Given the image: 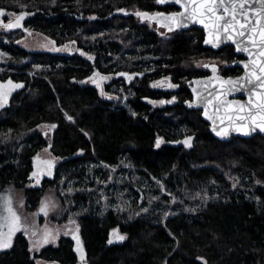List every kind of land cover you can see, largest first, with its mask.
<instances>
[{
    "label": "trees",
    "instance_id": "trees-1",
    "mask_svg": "<svg viewBox=\"0 0 264 264\" xmlns=\"http://www.w3.org/2000/svg\"><path fill=\"white\" fill-rule=\"evenodd\" d=\"M121 6L158 7L156 0H0L6 12L29 13L24 25L31 30L59 45L76 41L96 56L88 61L76 53L33 51L19 44L26 34L21 28H0V82L23 84L0 107V188L21 190L33 211L47 189L61 195L59 189L72 185L73 197L85 206L100 199L96 179L109 176L104 164L116 166L122 176L113 183L133 201L128 212L108 208L76 216L83 261L70 235L32 250L19 232L12 248L0 251V264H264V135L216 138L200 110L183 103L191 96L184 82L180 102L160 108L140 101L144 94L156 96L144 80L134 96L120 77L121 101H105L97 86L82 83L96 68L133 72V53L122 51L133 45L166 59L176 81L191 76L183 58L202 54L231 61L234 46L205 47L197 27L165 42L146 25L134 24L133 16L110 15ZM92 14L96 18L87 20ZM188 134L194 137L191 147L169 144ZM44 147L60 161L51 160L52 175L33 186ZM67 219L63 214L57 220Z\"/></svg>",
    "mask_w": 264,
    "mask_h": 264
},
{
    "label": "snow or ice",
    "instance_id": "snow-or-ice-1",
    "mask_svg": "<svg viewBox=\"0 0 264 264\" xmlns=\"http://www.w3.org/2000/svg\"><path fill=\"white\" fill-rule=\"evenodd\" d=\"M157 2L160 4L171 2L180 6L181 11L169 14H149L137 11L135 15L147 21H155L169 31L188 24L199 23L207 30L208 38L205 39V44H211L218 48L222 43L230 41L235 45L237 52L246 53L249 57L247 62H234L243 64L245 69L243 76L235 79L228 78L223 81L215 76L218 72L216 64H204V67L211 68L214 76L204 82L201 92H197L193 88V92L196 93V100L194 102L186 101V103L190 107L193 106V103L204 105V115L212 120L213 131L218 136L229 135L230 129L245 134H250L257 129L264 132V0H157ZM118 11L126 12L125 9H118ZM5 14L6 9L0 8V17ZM11 15L14 19L6 24L0 22V26L6 29L23 28L22 21L29 13L21 12L18 16ZM24 31H28V29L24 28ZM89 58L91 59V57ZM98 75V73H94V76ZM120 75L128 76L127 73H121ZM100 79H107V77H100ZM129 79H132V77L129 76ZM92 82L97 83L99 86L98 80L93 79ZM164 83L165 81L157 82L158 85ZM6 85L4 82H0V107L7 103V97L12 90L23 87V84L14 83L10 79L6 82ZM215 85H218L219 88L217 89ZM167 87L174 88L178 85L167 83ZM241 91L247 93L246 102L241 103L227 99L232 93ZM101 94L105 93L102 91ZM173 100H175V97H173ZM164 102L161 101V103ZM209 106H212L213 115L211 116L208 113ZM225 121H227L226 127L223 126ZM218 125L219 130H217ZM50 127L54 129L56 125ZM191 139V137H188L183 143L190 147ZM160 143L161 140L158 139L156 146L159 147ZM44 163L49 169L47 174L51 175L50 169L54 166L53 161H44ZM32 177L36 178L38 182L39 174L37 172L34 171ZM49 206V203L45 201L42 203L40 212L46 216ZM143 211H147V209H143ZM70 223L75 224V221ZM20 231L29 236L27 228L13 206L11 197H4L3 204L0 205V249L11 247L13 237ZM78 231L79 226L76 225L75 232L78 233ZM68 234H72L71 229L66 230L65 235ZM73 238L77 243L76 251L80 253V259L83 261L85 260V253L82 242L78 235H73ZM29 239L31 240V236H29ZM50 239L54 241L56 236L52 234V230L47 229L42 239L34 243L32 247L39 249L48 244ZM116 239L123 240L124 237L117 236ZM111 242L110 240L109 243Z\"/></svg>",
    "mask_w": 264,
    "mask_h": 264
},
{
    "label": "rangeland",
    "instance_id": "rangeland-1",
    "mask_svg": "<svg viewBox=\"0 0 264 264\" xmlns=\"http://www.w3.org/2000/svg\"><path fill=\"white\" fill-rule=\"evenodd\" d=\"M129 9H133V8L129 7ZM11 14L18 15V13H14V12H6V14L3 17H0V22L2 20L5 21L13 18ZM0 28L3 29L4 27L0 26ZM120 30L122 29H119L118 31L121 32ZM19 44L33 51H47L51 53L66 54V55L75 54L78 49V43L76 41H68L63 45H59L52 38L37 32L34 34H25L19 40ZM65 46L67 47L65 48ZM192 63H194L195 65L198 64L202 65L204 63V60L199 62H191V64ZM184 66H186L187 69H190L189 67H192L191 65L190 66L187 65V62ZM47 130L48 128L46 127L41 128V132L47 133L46 137H48L47 139L49 141L50 132ZM38 156L40 158L37 160H39V162L42 163H44V161H51V160L57 162L60 161L59 158L53 156L49 147H44L43 149H41L38 153ZM101 168L102 170L107 172L109 176L108 179L105 181H103L101 178L96 179V186H98V193L100 199L96 200L91 204H85V206H81L80 204H78L77 198L73 197V194L77 191V189L71 185L65 188L64 190L59 189L61 195H59L56 189L54 188L47 189L44 192L39 205L33 211H28L26 209L25 197L21 190H16L12 188H0V205L3 204L4 197L7 196L11 197L14 208L20 215L22 223L27 228L29 236H31V240L29 239V236H27V238L29 240L30 248L32 250H39L47 245L56 244L60 236L65 235V232L68 229L72 230V234H68V235H70L72 238L73 235H78L80 238L79 231L78 233L75 232L76 225H78V221L76 218L77 215L89 214L94 211L95 212L97 211L99 214H103L106 212L108 208H113L117 212H121V213L132 210L131 204L133 203V201L132 198L129 196V191H127L126 188H122L120 185L117 186L115 183H113L115 182L117 176H122V174L117 173L116 166L109 167L107 165L101 164ZM122 183L124 186H126L128 183V179H125ZM160 186L162 185H159L160 191L164 193L165 192L164 187H160ZM120 189H123V191L120 192ZM111 195L116 196L115 198L116 200L112 201V203H109V199ZM45 201H47L50 205L47 210L46 216L44 213L40 212L42 203H44ZM63 214H67L68 219L65 221L57 220L59 217L61 218ZM54 216H56L57 219H52ZM71 221H75V224L70 223ZM47 229L52 230V234L56 236V239L54 241L50 239L48 244L43 245L39 249L33 248L32 245L36 243L38 240L42 239ZM18 233L19 232H17L13 237L11 247L0 249V251L11 249L14 243V239ZM117 236L119 235L115 234L114 238L116 239ZM37 262L38 264H50L49 262L43 259H39Z\"/></svg>",
    "mask_w": 264,
    "mask_h": 264
},
{
    "label": "flooded vegetation",
    "instance_id": "flooded-vegetation-1",
    "mask_svg": "<svg viewBox=\"0 0 264 264\" xmlns=\"http://www.w3.org/2000/svg\"><path fill=\"white\" fill-rule=\"evenodd\" d=\"M156 4L158 7L154 10H148L143 7L134 6L133 9H129V7L121 6L113 10V12L110 13V15H118V16H133V23L136 25H146L151 30H154L158 33L160 39L167 42L171 40L175 35H178L183 30L173 31L170 32L164 27L159 26L155 21H147L142 19L141 17H138L135 15L137 11L139 12H146L149 14L159 12V13H170V12H176L179 11L181 8L175 4H160L156 0ZM118 9H125L126 12H120ZM19 15V14H18ZM17 15V16H18ZM91 17V18H90ZM90 17H87V20L95 19L96 14H92ZM13 18L9 20H2V23H8L9 21L13 20ZM80 20L84 19L82 17H79ZM28 20V16L22 21L23 28H21L24 31V28L28 29V31H25L26 34H34L35 31L31 30L29 27H26L24 24ZM128 27V26H126ZM195 28V27H193ZM199 28V27H197ZM16 29V28H15ZM149 29V30H150ZM192 30V28H190ZM201 29V28H200ZM188 30V29H187ZM203 31V38L202 43L204 42L205 33ZM191 33L192 31H188ZM171 35V36H170ZM136 42H134L135 44ZM233 46V45H232ZM210 48V47H207ZM223 48V47H222ZM235 48V47H234ZM124 52L129 51L130 54L133 53V72H110L106 73L105 71H101L100 68H96L92 70V72L82 80V83L91 85V86H97L100 90V98L105 101H121V88L117 87L120 85V77L124 79L127 86L133 87V95L135 96L137 91L136 87H138L139 83L143 80L146 81V86L149 90L156 91L155 97H152V95H143L140 97V101L146 103L147 105H150L154 108H160L164 107L166 105H173L180 102V97L177 95V92L181 90L182 85L184 83L186 84V88L189 89L190 94V85L191 80L199 77H206L210 76L212 74L211 68L204 67V64H216L218 66V72L222 74L225 77L228 76H237L240 75L243 72V69L239 66H234V62L236 61H243L246 59L245 55H238L236 52L235 58L231 61L228 60H222L220 58H214V57H202V54H194L192 55L191 59H182L181 64L184 62H187V65H191L192 67H189L191 69V76L190 78H187L185 80L184 77H181L178 79V81L175 80L173 69L174 66H171L166 59L163 58V61L160 59L159 56L155 55L152 49H144L141 46H134L133 49L131 48H122ZM212 50H215L213 48H210ZM221 49V48H220ZM219 50V49H218ZM236 50V49H235ZM121 52V51H119ZM96 53V51H95ZM76 54H81L85 56L84 58L88 61H94L96 60V56L94 53H91L89 50H84L82 47L78 46ZM86 54V55H85ZM91 57V59L89 58ZM204 60V63L202 65H195L194 63L191 64V62H199ZM228 68H233V70H228ZM116 69V68H115ZM235 69V70H234ZM94 73H98V76H94ZM121 73H127L128 76L120 75ZM129 76L132 77V79H129ZM100 77H107V79H100ZM91 78V79H90ZM184 78V79H183ZM98 80L99 86L97 83H93L92 80ZM165 81L163 85H158L157 82ZM184 82V83H183ZM119 83V84H118ZM167 83H171L173 85H178V87L170 88L167 87ZM156 85V86H154ZM108 86V89H107ZM103 93L105 94H101ZM168 93H172V96H168ZM133 96V97H134ZM111 97V98H110ZM173 97H175V100H173ZM193 96L191 94L190 98L184 100V104L187 106L186 101L192 100ZM161 101H165L164 103H161ZM189 109H197L198 108H190ZM201 116H202V110H200ZM192 135V134H188ZM186 136V135H185Z\"/></svg>",
    "mask_w": 264,
    "mask_h": 264
},
{
    "label": "water",
    "instance_id": "water-1",
    "mask_svg": "<svg viewBox=\"0 0 264 264\" xmlns=\"http://www.w3.org/2000/svg\"><path fill=\"white\" fill-rule=\"evenodd\" d=\"M164 4H173V3H171V2H166V3H164ZM177 6H178V5H177ZM179 7H180V6H179ZM179 11H181V9H180ZM179 11H176V12H179ZM155 13H159V12H155ZM155 13H152V14H155ZM161 13H162V12H161ZM170 13H172V12H170ZM165 14H169V13H165ZM25 18H26V17H25ZM156 23H157V22H156ZM157 24H158L159 26H161L159 23H157ZM161 27H162V26H161ZM193 27H199V28H201V29L204 30V33H205L204 41H205V39L208 38V37H207V30L205 29V27H204L203 25H201V24H199V23H192V24H188V25H186V26H184V27H181V28H174V29H173L172 31H170V32L178 31V30H187V29H190V28H193ZM164 28H165V27H164ZM165 29H167V28H165ZM167 30H168V29H167ZM168 31H169V30H168ZM203 45H204L205 47H210V48H213V49H215V50H218V49H220V48H222V47H224V46H228V45H233V46L235 47V45H234L232 42H230V41L225 42V43H222L221 46L218 47V48H217V47H214V46L211 45V44H205V42H203ZM235 49H236V48H235ZM236 52H237V51H236ZM237 54H238V55H245L246 59L243 60V61H244V62H247V61H248L249 57L247 56L246 53L237 52ZM236 62H239V61H236ZM233 65H234V66H239V67H241V68L243 69V72H242L240 75H237V76H228V77H225V76H223L222 74H220L219 72H217V73L215 74V76L221 78L222 81H223V80H227L228 78H233V79H235V78H237V77L243 76V75H244V72H245V69H244V67H243V64H240V63H234ZM213 76H214V74H213V72H212V74H211L210 76L199 77V78H195V79L191 80L190 90H191V94H192L193 98H192V100H190V101H193V102H194V101L196 100V93L193 92V88H195V89L197 90V92H201V91H202V87H203L204 82H206L207 80H209V78H213ZM197 82H200V83H197ZM214 84H215V81H214ZM215 86H216L217 89L219 88L218 85H215ZM227 99H228L229 101H239V102H241V103H244V102L247 101V93H246V91L235 92V93H232L231 95H229V96L227 97ZM187 106L190 107V106L188 105V103H187ZM190 108H198V109L202 110V118H203L206 122H208L211 133H212L216 138H218V139H220V140H229V139H230L231 137H233V136L252 137V136H254V135H256V134L264 135V132L260 131L259 129H257V130L254 131V132H251L250 134H245V133H242V132H236V131H232V130L230 129V130H229V135H227V136H218V135L216 134V132L213 131V122H212V120L208 119V117L204 115V111H205L204 105H203V104L196 105L195 103H193V106H191ZM208 113H209V116L213 115L212 106H209V108H208ZM223 126H224V127L227 126V121H225V124H224ZM217 130H219V125H218V129H217ZM188 137H191V138H192V139H191V146H192V145H193V142H194V137L191 136V135L185 136V137H183V138H181V139H178V140H175V141H170L169 144H170V145H173V146H186V147H189V146H187V145H185V144L183 143V141H184L186 138H188ZM191 146H190V147H191ZM44 169H45V170H44ZM48 170H49V169H48V166H47L45 163L39 162V160H36V161H35V170H34V171L37 172V173L39 174V180H38V182H37V179L34 178L35 180H34V182H33V186L39 185V184L41 183V180H42L45 176H49V175L47 174ZM50 170H51V169H50ZM51 175H52V171H51ZM51 175H50V176H51ZM85 257H86V255H85Z\"/></svg>",
    "mask_w": 264,
    "mask_h": 264
}]
</instances>
